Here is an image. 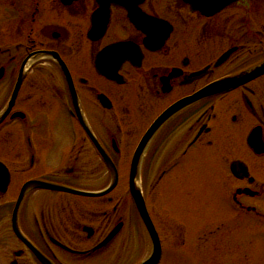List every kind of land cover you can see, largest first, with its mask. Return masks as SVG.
Returning a JSON list of instances; mask_svg holds the SVG:
<instances>
[{
	"label": "flooded vegetation",
	"instance_id": "1",
	"mask_svg": "<svg viewBox=\"0 0 264 264\" xmlns=\"http://www.w3.org/2000/svg\"><path fill=\"white\" fill-rule=\"evenodd\" d=\"M26 1L0 14V264H120L122 253H147L132 163H146L162 192L199 194L197 174L217 182L209 152L233 138L248 152L226 160L223 210H235L236 227L219 221L201 239L195 224L192 234L199 249L214 238L216 257L255 227L264 254V75L195 99L264 62V0L211 15L183 0H143L131 13L111 3L92 34L98 0ZM115 171L110 194L83 195L108 189ZM145 200L163 251L168 239L177 248L180 227L164 232L147 191Z\"/></svg>",
	"mask_w": 264,
	"mask_h": 264
},
{
	"label": "rangeland",
	"instance_id": "2",
	"mask_svg": "<svg viewBox=\"0 0 264 264\" xmlns=\"http://www.w3.org/2000/svg\"><path fill=\"white\" fill-rule=\"evenodd\" d=\"M4 4L5 0H0V9H12V3H9L8 7H4ZM239 149H241L239 140L233 138L226 141V143L217 145L213 148V151L209 152L213 160L208 164L217 169V175L215 176L217 182H214L209 175L202 177L200 180L197 174L196 179L201 188L199 194L162 192L160 195L161 187L157 186L158 178L151 177L152 175L148 176L146 172L147 164H143V186L149 196L156 202V213L161 214V219L165 220L168 227H172L173 230L178 225L182 235V241L175 250L166 246V253L161 264H264V254L259 253L261 246L258 243L259 235L255 227L252 230L249 228L243 229L242 232L237 231L232 244L228 245V248H224L223 245L216 257L212 256L211 252H204L201 245V249H199L197 236L192 234L195 224L201 226L199 236L201 239H205V236L209 235L211 227L219 221L228 223L232 228L236 227L235 210H223L229 208L223 206L229 201L230 195L225 184L228 175L226 160L241 159L248 155L247 151L244 150L240 153ZM200 153L205 154L203 151ZM128 164V162L121 163L123 172L128 171ZM152 181H156L153 186L158 187L157 189L150 190L149 184H152ZM161 204L168 213L165 214L162 211ZM164 232L169 234L170 231L165 229ZM224 232L228 233V231ZM186 234L190 235L187 236ZM221 236L224 239L227 238V234ZM240 237L244 242H237L236 239H240ZM254 238H256L257 243H253L254 246H251ZM208 239L209 241H204L203 244L210 248L213 245L214 238L208 237ZM171 242L173 243V241ZM174 245L176 246V244ZM144 256V252L134 255L122 253L119 262L120 264H134L142 260Z\"/></svg>",
	"mask_w": 264,
	"mask_h": 264
},
{
	"label": "water",
	"instance_id": "3",
	"mask_svg": "<svg viewBox=\"0 0 264 264\" xmlns=\"http://www.w3.org/2000/svg\"><path fill=\"white\" fill-rule=\"evenodd\" d=\"M230 83H231V84H239L240 82H230ZM133 193H134V195L137 197V200H138L139 205L142 204V205H140V206H142L143 209H144V210H143V209L141 208L142 215H143L145 221L147 222V224H148L149 227H150V226H151L150 220H149V218L145 215L146 213H144V212H145V208H144V201H143V199H142V197H141V192H140L139 190H137V191L133 190ZM140 202H141V203H140ZM143 211H144V212H143ZM147 218H148V219H147ZM148 221H149V222H148ZM153 233H154V231H153ZM154 235H155V233H154ZM154 242H155V246H159V244H157V243H158V239H157L156 237H154ZM159 258H160V250H159L158 247H156V251L154 252L153 257L151 258V260L148 261V262H146V263H144V264H158V262H159Z\"/></svg>",
	"mask_w": 264,
	"mask_h": 264
}]
</instances>
